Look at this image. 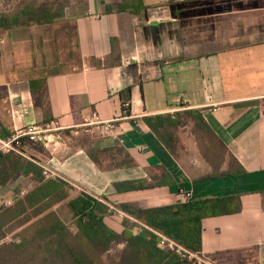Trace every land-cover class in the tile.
I'll list each match as a JSON object with an SVG mask.
<instances>
[{
	"label": "crops",
	"instance_id": "crops-1",
	"mask_svg": "<svg viewBox=\"0 0 264 264\" xmlns=\"http://www.w3.org/2000/svg\"><path fill=\"white\" fill-rule=\"evenodd\" d=\"M123 1L65 3L62 21L73 24L78 41L79 64L71 70L10 62L6 44L18 45L16 57L26 46L31 52L35 31L0 29V137L51 121L78 125L95 111L122 118L115 138L67 134L61 144L32 151L53 178L71 185L72 197L105 202L112 210L105 222L118 233L126 221L140 224L122 206L237 196L242 211L205 219L203 250L190 259L264 264V0H143L149 9L141 14L120 12ZM117 148L131 165L115 167L123 160ZM88 149L101 151L100 166ZM140 182L139 190L116 187ZM34 186L18 174L0 186V206L18 200L17 188Z\"/></svg>",
	"mask_w": 264,
	"mask_h": 264
},
{
	"label": "trees",
	"instance_id": "trees-1",
	"mask_svg": "<svg viewBox=\"0 0 264 264\" xmlns=\"http://www.w3.org/2000/svg\"><path fill=\"white\" fill-rule=\"evenodd\" d=\"M64 7L65 4L49 6L37 4V0L29 1L10 12H1L0 29L53 24L63 19ZM148 9L143 0H124L119 7L120 12L133 14ZM147 122L156 130L150 119ZM32 145L41 146L25 143L23 151L30 158L0 152V186L8 185L18 174L35 183L25 194L22 187L17 188L20 197L13 205L0 206V264H195L185 251L202 252L203 221L242 211V202L237 196L149 209L122 206L140 224L130 225L126 221L124 230L118 233L105 222L112 215L111 208L86 193L72 197L69 183L60 178H47ZM87 153L101 165L98 158L101 151L88 149ZM116 153L123 160L115 167L132 164L124 150L117 148ZM116 187L120 191L139 190L144 185L123 183ZM18 228L21 230L13 240L5 241ZM170 241L175 243L173 247ZM120 243H125V247L114 257L111 252ZM179 246L184 251L180 252Z\"/></svg>",
	"mask_w": 264,
	"mask_h": 264
},
{
	"label": "rangeland",
	"instance_id": "rangeland-1",
	"mask_svg": "<svg viewBox=\"0 0 264 264\" xmlns=\"http://www.w3.org/2000/svg\"><path fill=\"white\" fill-rule=\"evenodd\" d=\"M40 1L49 6L53 4L57 6L75 0ZM23 2L24 0H0V13L10 12L16 6L24 4ZM29 27H31L30 29L33 32L35 31V43L31 52H29V48L26 46L20 50V56L16 57L14 50L18 49V45L10 42L6 44L5 48L7 60L12 63L15 62L24 68H36V70L48 68L51 65L50 69H53V66L56 65L57 70L66 71L73 69L79 64L78 41L73 24H65L60 20L53 24L33 25ZM12 239L11 236V238H6L5 241L10 242Z\"/></svg>",
	"mask_w": 264,
	"mask_h": 264
},
{
	"label": "built area",
	"instance_id": "built-area-1",
	"mask_svg": "<svg viewBox=\"0 0 264 264\" xmlns=\"http://www.w3.org/2000/svg\"><path fill=\"white\" fill-rule=\"evenodd\" d=\"M130 104H124V117L128 116ZM122 118L103 119L98 112H93L90 117L84 119L81 124L73 126H65L59 121H51L44 125H34L23 129H19L7 137H0V152L15 153L26 156L23 151L24 145L27 142L41 143L45 147L61 144L64 142L66 135L79 136L86 133H97L101 138H115L117 131V124ZM44 175L47 178H53L52 174L44 168ZM26 192H22L25 194ZM190 194H186V198H190ZM175 245L170 241V247ZM182 252L184 249L178 247ZM190 258V253L185 251Z\"/></svg>",
	"mask_w": 264,
	"mask_h": 264
}]
</instances>
